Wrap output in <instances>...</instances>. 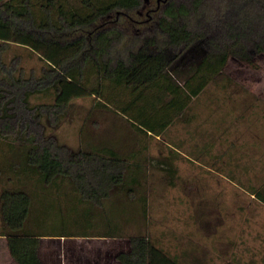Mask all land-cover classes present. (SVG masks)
I'll return each instance as SVG.
<instances>
[{"label":"trees","instance_id":"obj_1","mask_svg":"<svg viewBox=\"0 0 264 264\" xmlns=\"http://www.w3.org/2000/svg\"><path fill=\"white\" fill-rule=\"evenodd\" d=\"M199 3L174 1L144 44L135 49L137 36L119 50L124 33L116 29L94 32L92 40L67 37L142 0H0V236L18 264H45L42 237L91 236L128 237L131 249L117 256L120 264H209L197 255H171L141 232L149 219L141 149L90 144L73 151L47 133L75 100L93 95L97 108L119 113L137 133L160 136L223 73L231 55L251 62L264 52L263 0H218L214 11ZM14 46L36 54L40 71L29 70L17 51L9 57ZM158 165L175 170L168 158ZM73 178L76 199L89 209L114 194L129 203L116 214L100 213V221L88 211L92 230L81 224L82 230L33 232L28 220L36 198ZM252 194L264 203V186ZM130 223L138 224L137 234L125 233Z\"/></svg>","mask_w":264,"mask_h":264},{"label":"rangeland","instance_id":"obj_2","mask_svg":"<svg viewBox=\"0 0 264 264\" xmlns=\"http://www.w3.org/2000/svg\"><path fill=\"white\" fill-rule=\"evenodd\" d=\"M158 1L142 0L136 9L114 11L67 38L85 35L92 40L94 32L116 29L124 33L119 50L139 36L137 50L155 32L167 7L182 0ZM198 1L201 10L219 6L218 0ZM15 51L29 70L40 71L42 62L36 54L14 46L9 57ZM96 102L93 95L75 100L61 124L47 133L73 151L90 144L115 145L124 153L142 150L140 156L148 161L149 219L141 232L157 239L171 255H197L209 264H264V203L252 194V188L264 186V52L255 54L251 62L231 55L223 73L160 136L137 133L126 118L97 108ZM162 158L169 159L174 172L158 165ZM71 180L62 189L49 188L36 198L28 220L33 232L82 230L81 224L92 230L88 211L99 220L100 213L116 214L129 203L114 194L103 207L89 209L88 203L76 199L79 193L73 187L78 180ZM100 227L99 223L97 232ZM124 231L137 234L139 226L130 223ZM130 248L128 237H43L41 259L46 264H113L118 252ZM61 254H65L63 263ZM0 264H17L4 236H0Z\"/></svg>","mask_w":264,"mask_h":264},{"label":"crops","instance_id":"obj_3","mask_svg":"<svg viewBox=\"0 0 264 264\" xmlns=\"http://www.w3.org/2000/svg\"><path fill=\"white\" fill-rule=\"evenodd\" d=\"M186 112H187V110H186ZM185 112V113H186ZM54 238H56V239H62V238H68V237H54ZM85 238H96V239H102V240H109V239H114V238H110V237H97V236H91V237H85ZM115 239H118V238H115ZM42 241H43V237L41 238V245H40V251H39V254H40V257H41V255H42V251H41V249H42ZM9 248V247H8ZM131 249V248H130ZM129 249V250H130ZM10 251V250H9ZM121 252H123V251H120V252H118L117 254H116V258H115V262L113 263V264H120V261L118 260V258H117V256L121 253ZM11 254V253H10ZM59 257H60V255H58ZM64 257H65V254H61V258H63V260H62V263L64 262ZM42 258V257H41ZM18 264V263H17ZM46 264V263H45ZM94 264H106V262L105 261H103V263H101V262H97V263H94Z\"/></svg>","mask_w":264,"mask_h":264},{"label":"flooded vegetation","instance_id":"obj_4","mask_svg":"<svg viewBox=\"0 0 264 264\" xmlns=\"http://www.w3.org/2000/svg\"><path fill=\"white\" fill-rule=\"evenodd\" d=\"M158 2H160V0Z\"/></svg>","mask_w":264,"mask_h":264}]
</instances>
